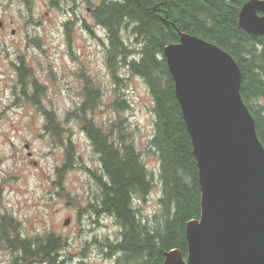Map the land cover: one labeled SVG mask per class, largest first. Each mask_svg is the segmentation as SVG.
<instances>
[{"label": "trees", "instance_id": "16d2710c", "mask_svg": "<svg viewBox=\"0 0 264 264\" xmlns=\"http://www.w3.org/2000/svg\"><path fill=\"white\" fill-rule=\"evenodd\" d=\"M244 1L102 0L100 15L96 14L99 7L92 9V14L109 28V37L115 43L109 48L108 61L112 80L117 84L112 88L115 97L109 104L113 115L105 122L97 123L93 117L104 92L90 75L83 76L85 83L78 92L81 100L65 111L62 125L49 96L50 88L26 73L24 67V71L19 70L20 80L25 81L28 75L32 86L16 89L17 99L44 113V133L48 134L52 146L60 144L63 148L64 159L55 166L51 180L58 189L57 195L75 206L79 216L85 211L97 218L108 215L119 228L115 240H97L108 248L105 255L115 256L112 264H162L164 252L173 248L185 256L186 222L200 215L201 192L190 137L164 58L156 55L165 44L177 38L170 29L171 24L168 25L170 22L182 31L215 43L235 59L242 73V99L264 145V35H252L239 28L237 14ZM130 22L135 42H141L134 50L124 47L119 35L122 26ZM32 42L38 44L36 40ZM136 52L138 57L130 61L129 74L143 79L151 99L148 108L152 134L148 153L157 160L151 168L142 161L140 152L129 139L127 131L133 127L125 111L130 104L124 91H118L126 79L116 70V63L124 62ZM71 122L80 126L90 143L89 161L93 160L94 167L83 163L85 160L72 140ZM75 168L85 169L94 191L72 196L66 190V175ZM154 187L159 193L158 207L143 215L138 204L145 202ZM65 245L66 238L50 230L24 235L11 214H0V249L6 248L15 255L13 264H64L61 255Z\"/></svg>", "mask_w": 264, "mask_h": 264}, {"label": "rangeland", "instance_id": "374dc122", "mask_svg": "<svg viewBox=\"0 0 264 264\" xmlns=\"http://www.w3.org/2000/svg\"><path fill=\"white\" fill-rule=\"evenodd\" d=\"M0 0V20L6 26V32L0 30V44L3 37L8 43V51L12 53L14 48L21 53L45 56L35 50L33 43L27 46L24 33L20 30L14 36L8 34L10 28H19V13L23 5L19 0ZM7 2V3H6ZM8 5L7 8L4 4ZM82 24L91 28V13L86 10L85 5L80 6L78 14ZM49 17H52L53 40L41 38L45 45L48 61L60 78L57 87L50 85L49 96L54 103L58 119L62 122L65 111L75 107L81 100L78 95L79 88L84 85V75L88 74L101 85L104 97L100 106L93 113L97 123L105 122L113 114L109 104L114 100L112 88L117 87L111 79L105 67V51L98 46V42L88 36L85 26L78 23L76 19L72 32V54L76 57H69L65 54V45L60 43L57 36L59 22L63 17L61 10H55ZM47 24L45 23V26ZM94 28V25H92ZM88 30V29H87ZM97 33V27L95 28ZM51 35V34H49ZM40 55V56H38ZM44 66L47 67V59L41 57ZM30 62L35 65L34 58ZM6 57L0 55V214H11L19 223V229L24 235H36L46 230L66 238V245L62 252L64 264H112L114 255H105L108 248L98 243L105 238L115 240L119 234V228L114 220L108 215L96 217L88 211L78 215L77 208L68 205L63 198L58 196L57 190L51 183L54 168L64 159L62 145L52 146L48 134L44 133L45 118L28 102L13 107L11 103L17 98V91L12 90L14 75L9 69ZM126 80L120 84L119 90H123L125 98L130 107L125 114L128 116L136 136L140 139H147L152 134V116L148 105L151 104L145 82L137 76H133L123 70L118 71ZM38 78L41 75L36 72ZM127 76V77H126ZM123 82V81H122ZM125 85L126 87L122 88ZM49 105L50 101H46ZM6 104H9L6 106ZM72 140L77 151L83 156L88 166L95 164L89 161L90 143L80 126L71 122ZM156 157L149 155L146 158V165L154 167ZM66 190L72 196L87 195L94 191V184L88 178V173L83 168H75L69 171L65 180ZM159 193L154 187L145 202H140L143 215H149L158 207L157 198ZM77 201L76 199H74ZM84 203V201H81ZM84 208L83 210H85ZM69 218L67 224L65 219ZM15 255L6 248L0 249V264H13ZM28 264H36L28 262Z\"/></svg>", "mask_w": 264, "mask_h": 264}, {"label": "water", "instance_id": "95a60500", "mask_svg": "<svg viewBox=\"0 0 264 264\" xmlns=\"http://www.w3.org/2000/svg\"><path fill=\"white\" fill-rule=\"evenodd\" d=\"M170 24L178 40L163 54L201 194L199 217L185 225L186 255L170 249L162 264H264V145L240 93L241 69L215 43ZM237 24L264 35V0L244 1Z\"/></svg>", "mask_w": 264, "mask_h": 264}, {"label": "flooded vegetation", "instance_id": "af4514ba", "mask_svg": "<svg viewBox=\"0 0 264 264\" xmlns=\"http://www.w3.org/2000/svg\"><path fill=\"white\" fill-rule=\"evenodd\" d=\"M23 5V10H20L19 13V28H10L8 34L11 36H14L18 31H22L24 33V37L27 41V46H30L33 42V40L38 41V44L33 43V47L35 50L39 51L40 54H44L45 56H41L47 59V67L44 66V62L42 61V58L37 57L35 55H28L27 53H21L17 48L15 49L13 45L12 46V53L8 51L9 45L5 41L4 36L3 42L0 44V55H4L6 59L8 60L10 70L12 71L14 75V80L12 81V90L19 89L23 86H32V80H28V75H25L24 80L21 81L19 77V70H23L22 67L25 68L26 73L33 75V77H36V80L40 83H44L47 88H50V85L52 83L53 87H57V82L60 78L57 77V72L52 66V63L48 61L49 54H47V50L45 45L42 43L41 38L43 37L45 40L52 41L53 40V32L51 29L53 28V22L52 17H49V13L51 14L55 10H61L63 12V17L61 18V21L58 23L59 28L57 30L58 34L62 31V36H57L56 39L59 40L60 43L64 44L65 54L72 58V32H71V25L72 22L76 23L75 20H78V23L85 26L86 22L82 24V20L79 17L78 9L80 6L85 5L86 10H88L91 13V22L94 24H91L90 29H84L88 36L92 37L94 36L93 33L96 34L95 40L98 42V46L105 51V67L110 75V64L108 61V55H109V48L113 47L115 44L114 41L110 39V31L109 28L105 27L101 22L98 21V18L96 16H93L92 9L96 10V7L98 8V11L96 10V14L98 16L100 15L99 9L101 8L102 0H19ZM9 4L11 3V0H8ZM6 2V3H7ZM4 4V7L7 8L8 5ZM165 21V19H164ZM45 23L47 24L45 26ZM92 25H94V28H92ZM170 26V23L168 24ZM132 22L129 24H126L125 26H122L120 29L119 35H120V41L122 42L123 46L127 49H133L138 45L141 46L140 41L135 42V38L133 37L131 30H132ZM97 27V33L95 31V28ZM7 26L6 24L0 20V30L3 31V33L6 32ZM170 29L172 32H174L177 36L176 40L170 41V42H176L178 40V34L176 31L170 26ZM181 30V29H180ZM182 31V30H181ZM184 31V30H183ZM187 32V31H185ZM190 33V32H188ZM51 34V35H49ZM191 34V33H190ZM195 35V34H194ZM168 42V43H170ZM165 46V45H164ZM163 46V48H164ZM163 48L162 51L157 52L159 55V59L164 58L165 66L167 67L166 59L163 54ZM133 49V50H134ZM134 52V51H132ZM40 56V55H38ZM31 57L34 58L35 65L30 62ZM74 58H76L73 55ZM138 53H131L124 62L117 61V69L123 70V72H126L129 74V70L131 68L130 61L137 59ZM121 60V58H120ZM24 71V70H23ZM36 72H38L41 77L37 76ZM32 77V76H31ZM127 77V76H126ZM139 77V76H137ZM30 78V77H29ZM141 78V77H140ZM112 79V77H111ZM142 79V78H141ZM143 80V79H142ZM13 103V107H16V104L19 105L20 102L17 98H14V100L11 102ZM9 104H6L8 106ZM49 106L48 104H46ZM34 107V106H33ZM35 108V107H34ZM36 109V108H35ZM38 113L44 117V113L36 109ZM45 118V117H44ZM129 139L132 142L134 148H137L140 152V157L143 162H146V158L149 156L148 149L150 144V137L147 139H140L136 136L135 132H138V130L129 129L128 131ZM111 217V216H109ZM62 259V258H61ZM65 262V261H64ZM41 264V263H37ZM44 264V263H42Z\"/></svg>", "mask_w": 264, "mask_h": 264}]
</instances>
